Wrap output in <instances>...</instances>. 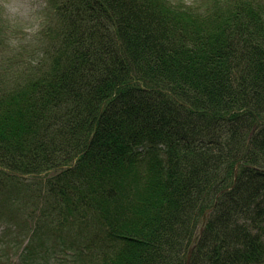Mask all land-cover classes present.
<instances>
[{
    "label": "trees",
    "instance_id": "1",
    "mask_svg": "<svg viewBox=\"0 0 264 264\" xmlns=\"http://www.w3.org/2000/svg\"><path fill=\"white\" fill-rule=\"evenodd\" d=\"M30 20L0 21V264L40 259L46 222L62 264H264V0Z\"/></svg>",
    "mask_w": 264,
    "mask_h": 264
},
{
    "label": "rangeland",
    "instance_id": "2",
    "mask_svg": "<svg viewBox=\"0 0 264 264\" xmlns=\"http://www.w3.org/2000/svg\"><path fill=\"white\" fill-rule=\"evenodd\" d=\"M17 3L19 4V13H18V17L15 20L8 12V7H9L8 0H4V2L0 3V21L10 20L15 24L27 25L31 22L30 20L31 17L34 14L38 13L44 7V0H17ZM10 186L12 191H14L15 183L14 182L11 183ZM34 196L35 198L33 201L27 203V205H24L26 202V198L22 196V193H20V198H17L13 192L12 195H10V197H14L18 202L19 207H21V212L23 210H30L31 208L35 207L38 204V191L35 187H34ZM34 201H36L35 204H33ZM2 223L3 222H0V233L3 232L5 229V225H3ZM46 223L50 225L51 231L48 228L42 229L41 231L40 230L36 231L38 229L37 227L35 226L30 227L29 225L28 227H25V231L28 232L29 235L33 233L32 241L36 242L38 248H40L39 240L44 241V245H41V248L39 249L40 252H42L41 255L39 256L40 259H38V252L35 249V251L37 252V258L33 264H62L61 260H57L55 258L54 251H48L50 249H54L49 237L52 238V242L54 243L55 234H52L51 232L55 233V231L53 230L54 227L53 222H46ZM8 227L9 225L7 224V228ZM7 228L5 229V231L7 230ZM1 238L2 237H0V239ZM27 244H30L28 238L24 241V246H26ZM57 247L59 248V245ZM0 249H4V247L2 246L0 247ZM2 255L4 256L5 259H8V256L5 253H3Z\"/></svg>",
    "mask_w": 264,
    "mask_h": 264
},
{
    "label": "clouds",
    "instance_id": "3",
    "mask_svg": "<svg viewBox=\"0 0 264 264\" xmlns=\"http://www.w3.org/2000/svg\"><path fill=\"white\" fill-rule=\"evenodd\" d=\"M4 2V0H0V3ZM8 12L11 14L13 19L15 20L18 17L19 13V4L17 3V0H8Z\"/></svg>",
    "mask_w": 264,
    "mask_h": 264
}]
</instances>
